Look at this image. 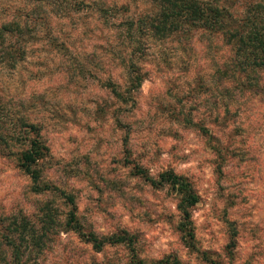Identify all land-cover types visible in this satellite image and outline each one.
Instances as JSON below:
<instances>
[{
	"label": "rangeland",
	"instance_id": "rangeland-1",
	"mask_svg": "<svg viewBox=\"0 0 264 264\" xmlns=\"http://www.w3.org/2000/svg\"><path fill=\"white\" fill-rule=\"evenodd\" d=\"M256 1L221 2L236 14ZM151 7L150 0H0V22L30 9L34 20L25 57L13 68L0 64V130L14 133L12 144L29 134H17L21 119L39 127L47 147L39 182L56 187L31 190L14 157L0 150V255L9 254L2 238L15 236L11 219L21 214L37 225L48 203L56 227L25 264H131L132 253L145 264L165 256L179 264H264V70L241 84L229 77L232 52L216 33L147 38L133 100H114L103 84H126L121 59L132 40L122 21ZM133 165L190 181L199 196L192 247L177 230L176 195L151 186ZM66 194L83 232L126 231L134 241L94 248L66 227Z\"/></svg>",
	"mask_w": 264,
	"mask_h": 264
},
{
	"label": "trees",
	"instance_id": "trees-1",
	"mask_svg": "<svg viewBox=\"0 0 264 264\" xmlns=\"http://www.w3.org/2000/svg\"><path fill=\"white\" fill-rule=\"evenodd\" d=\"M221 1L223 0H150L152 7L149 12L136 19L123 20L125 35L129 41L132 40V44L129 45L130 49L125 53V58L121 59L126 84L123 90H120L118 84L110 80H105L103 84L114 100L121 103L133 100L129 92L139 86L143 78V71L137 61L144 54L143 42L147 38L162 40L171 35L185 34L196 30L216 33L224 43L229 45L232 52L224 70L229 73V77L236 78V82L241 84L243 83L241 78H250L255 75L256 71L264 70V0L252 2L248 4V7L243 6L239 12H235L236 14ZM96 10L104 14L106 11L103 6H98ZM30 15L31 9L24 12L19 10L14 18L0 22V64L13 68L18 61L25 57V45L29 42L31 33L27 22L34 21ZM136 54L138 56H135ZM126 92L127 94H125ZM19 128L18 135L22 132L29 134H20L23 135L22 139L20 136H15L16 142L21 141L17 142L15 149L12 146L16 142L7 144V140L14 133L9 135V133L0 130V144H3L0 146V150H4L8 155L14 157L16 166L29 177L31 190L39 192L56 189L47 183L39 182L40 167L47 155V147L41 141L39 127L21 119L17 126V129ZM200 130L207 134L206 128L200 127ZM210 138L211 134H208V141L211 140ZM211 150L219 154L220 147L212 146ZM132 167L134 173L141 176L151 186H168L173 191L177 197L175 208L179 214L177 230L180 239L186 246L192 247L191 210L198 202L199 196L190 181L171 169L161 170L155 176H151L137 165ZM65 198L72 205L68 211L66 227L84 237L94 248L99 249L104 243L129 245L134 241V235L128 234L126 231L100 238L92 232H83L75 218L72 197L66 194ZM38 213L37 225L30 224L21 214L16 219L14 217L11 219L9 227L15 236H7V239L2 238L1 245L9 251V254L0 255V264H25L30 260L29 252L38 251L43 246L47 231L56 227L54 221L56 215L48 203L39 207ZM130 263L145 264L141 260L135 259L133 253L130 256ZM149 264L179 263L174 256H165ZM208 264L220 263L208 259Z\"/></svg>",
	"mask_w": 264,
	"mask_h": 264
}]
</instances>
